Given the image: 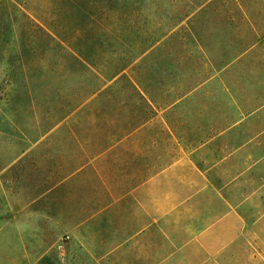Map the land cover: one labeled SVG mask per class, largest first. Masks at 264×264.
Here are the masks:
<instances>
[{
  "label": "crops",
  "instance_id": "1",
  "mask_svg": "<svg viewBox=\"0 0 264 264\" xmlns=\"http://www.w3.org/2000/svg\"><path fill=\"white\" fill-rule=\"evenodd\" d=\"M262 71L190 118L183 96L115 85L125 71L58 101L18 155V238L72 264H264Z\"/></svg>",
  "mask_w": 264,
  "mask_h": 264
},
{
  "label": "rangeland",
  "instance_id": "2",
  "mask_svg": "<svg viewBox=\"0 0 264 264\" xmlns=\"http://www.w3.org/2000/svg\"><path fill=\"white\" fill-rule=\"evenodd\" d=\"M72 51L101 72L136 58L114 84L133 81L153 100L183 96L190 118L189 104L222 103L223 87L239 101L250 76L261 81L264 0H0V264H72L45 240L18 238V155L45 133L58 101L92 83Z\"/></svg>",
  "mask_w": 264,
  "mask_h": 264
},
{
  "label": "trees",
  "instance_id": "3",
  "mask_svg": "<svg viewBox=\"0 0 264 264\" xmlns=\"http://www.w3.org/2000/svg\"><path fill=\"white\" fill-rule=\"evenodd\" d=\"M86 19L88 23H94L96 17L94 15H86ZM83 28V26H80ZM80 28V29H81ZM73 54L70 52L67 53L70 57V60L77 66V69H81L86 75L90 76V80H93V86L100 87L104 85L103 83L106 81H111L115 77H117L120 73L125 71L134 61L136 58L124 59L123 62L118 67H113V69H106V71L101 72L99 71L88 58L86 54L79 55L78 52L72 51ZM143 52L142 54H144ZM141 54V55H142ZM117 62H120L118 60Z\"/></svg>",
  "mask_w": 264,
  "mask_h": 264
}]
</instances>
